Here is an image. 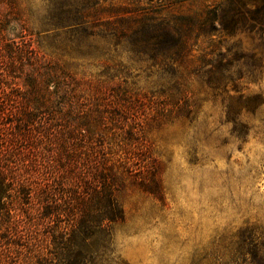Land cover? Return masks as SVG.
Returning <instances> with one entry per match:
<instances>
[{"label": "rangeland", "instance_id": "374dc122", "mask_svg": "<svg viewBox=\"0 0 264 264\" xmlns=\"http://www.w3.org/2000/svg\"><path fill=\"white\" fill-rule=\"evenodd\" d=\"M172 1L100 0L97 13L86 7L87 33L76 36L56 23L59 0H21L35 47L87 80L115 78L117 86H103L111 104L113 87L128 94L134 180L119 193L126 217L114 230L126 264H216L230 258L240 229L264 227V35L196 30L186 66H161L95 23L153 11L199 19L222 0ZM210 58L221 65L203 66ZM175 78L188 111L165 92ZM87 85L85 105L102 90Z\"/></svg>", "mask_w": 264, "mask_h": 264}, {"label": "trees", "instance_id": "16d2710c", "mask_svg": "<svg viewBox=\"0 0 264 264\" xmlns=\"http://www.w3.org/2000/svg\"><path fill=\"white\" fill-rule=\"evenodd\" d=\"M99 1L59 0L56 23L85 36L86 7L97 13ZM24 10L21 0H0V264H126L114 230L126 217L119 193L134 180L128 94L113 87L111 104L103 86H117L115 78L87 80L35 47ZM103 21L95 23L154 63L186 66L196 30L264 35V0H222L199 19L153 11ZM210 59L203 66L221 65ZM88 82L102 90L85 105ZM182 87L181 78L169 82L171 101L181 104ZM234 238L230 258L216 264H264V227L248 225Z\"/></svg>", "mask_w": 264, "mask_h": 264}]
</instances>
